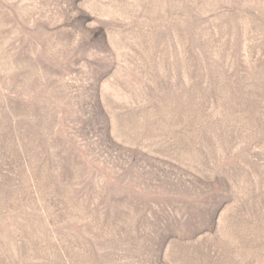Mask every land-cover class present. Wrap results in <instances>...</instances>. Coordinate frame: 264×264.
<instances>
[{
  "label": "rangeland",
  "instance_id": "obj_1",
  "mask_svg": "<svg viewBox=\"0 0 264 264\" xmlns=\"http://www.w3.org/2000/svg\"><path fill=\"white\" fill-rule=\"evenodd\" d=\"M0 264H264V0H0Z\"/></svg>",
  "mask_w": 264,
  "mask_h": 264
}]
</instances>
